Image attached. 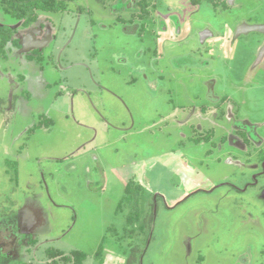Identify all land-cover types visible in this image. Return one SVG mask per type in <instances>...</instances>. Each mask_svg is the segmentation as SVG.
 <instances>
[{
  "label": "rangeland",
  "instance_id": "obj_1",
  "mask_svg": "<svg viewBox=\"0 0 264 264\" xmlns=\"http://www.w3.org/2000/svg\"><path fill=\"white\" fill-rule=\"evenodd\" d=\"M79 2L68 7L76 12ZM47 15L57 21L56 15ZM76 15L62 17V31L48 46V58L13 53H7L8 60L0 57V212L14 218L15 204L35 196L49 221L39 230V239H52L37 246L28 260L12 264H47V247L66 254L81 250L86 253L83 264H111L116 253L127 255L131 258L127 264H133L134 242L143 249L149 234L141 264H237L235 257L243 251L258 256L255 246L264 240V210L257 196L227 193V187L220 186L213 195H194L171 209L162 204L163 193L169 206L170 197L197 182L242 185L233 161L224 160V155L218 163L207 160L205 150L213 144L209 147L198 134L191 139L187 125L177 121L183 115L173 112L183 101L191 105L192 95L208 79L193 84L184 83L180 71L172 76L176 61L171 56L180 54L190 61L198 47L197 54L207 58L198 38L192 37L195 31L177 36L169 30L173 38L186 41L161 39L157 46L149 38L133 37L123 54L118 27L92 30L84 16ZM0 23L15 29L18 22L0 10ZM152 63L161 67V73L149 68ZM143 74L153 86L149 93ZM106 87L120 94L116 97L130 119L118 125L108 120L119 104ZM201 92L204 96V89ZM255 96L258 104L263 103V86L246 90L243 111ZM103 119L111 125L107 131ZM131 179L143 187L141 217L151 212L150 200L156 209L150 232L145 226L146 234L137 239L124 235L125 212H117ZM231 251L233 255L228 254Z\"/></svg>",
  "mask_w": 264,
  "mask_h": 264
},
{
  "label": "flooded vegetation",
  "instance_id": "obj_2",
  "mask_svg": "<svg viewBox=\"0 0 264 264\" xmlns=\"http://www.w3.org/2000/svg\"><path fill=\"white\" fill-rule=\"evenodd\" d=\"M73 1L65 0L67 7L62 12L39 11L37 18L27 25H24L22 20H17L15 29L8 24L0 23L1 27L7 25L11 33L10 42L5 48L6 57L2 58L8 60L7 53L9 55L13 53L16 57L25 54L27 58L37 60L51 56L48 46L52 42L56 43L62 31L64 15L84 16L86 25L90 29H101V32L113 31L118 27L122 34L118 39L121 44L120 53L123 54L129 51L133 37L143 41L149 38L157 46L161 39L172 40L174 43L186 41L177 36L189 35L194 30L195 34L192 37L198 38L207 58L197 54L198 47L192 50L193 59L190 61L180 54L171 56V61H176L172 76L176 73L179 76L178 71H180L186 77L183 82L193 84L196 83L194 81L203 80L208 76L206 81H202L201 89H204L205 95L202 96L199 89L192 95L191 105L183 101L178 103L179 106H175L173 112L183 115L177 121L182 126L187 125L191 139L198 134L209 144V147L213 144L207 151L205 150V157H209L207 160L218 163L224 155V160L233 161V166H237L240 170L239 180L242 185L223 181L214 183L210 180L204 181L207 184L197 182L198 185L171 206H178L194 195H198V198L213 195L218 187L226 186L227 193L245 192L253 197L257 196L264 210V101L258 104L260 102L258 98L252 97L253 102L249 103L247 112L246 109L243 111V106L247 102L243 97L246 90L264 87L260 83L264 82V0H79L76 12L68 7ZM47 14L56 15L57 21ZM103 20H107L108 23ZM37 30L40 34L36 33ZM169 30L175 31L176 39L171 33L167 34ZM28 32L32 33L35 40H39L42 36L46 38L48 34L47 46L19 53L20 37ZM13 39H17L18 46L12 47ZM218 51L223 53H217ZM239 52L240 58L236 59ZM141 53L142 51L138 55ZM224 53L227 55V61L225 55L222 56ZM222 59L224 61H221ZM168 61L170 62L169 58ZM149 68L152 70L159 68L158 73L162 71L155 63ZM118 74L122 76L123 72ZM142 76L147 83L145 92L149 93L153 86L148 84L147 74ZM154 78L156 84V77ZM107 89L113 91L114 94L105 92L109 93L120 107V109L116 107L112 112V119L118 121L113 125L122 123L124 118L130 119L116 97L120 94L112 90L113 88ZM175 90L181 92V89L175 88ZM184 100L187 101V97ZM112 106L115 107L114 103ZM133 122H135L134 117ZM205 122L209 123L208 127ZM123 127L128 129L126 126ZM179 133L184 135L181 131ZM215 136L218 137V141L214 143ZM171 206L167 208L171 209ZM155 211L153 203L154 217ZM246 214L248 217L253 216L249 211ZM240 217L244 219V215ZM261 218H264V215H261ZM255 248L258 256L252 258L243 251L237 254L239 258L235 257V260H238L237 264H264V240H261ZM189 251L191 252L190 246L187 248V254H190ZM232 253L231 251L228 254Z\"/></svg>",
  "mask_w": 264,
  "mask_h": 264
},
{
  "label": "trees",
  "instance_id": "obj_3",
  "mask_svg": "<svg viewBox=\"0 0 264 264\" xmlns=\"http://www.w3.org/2000/svg\"><path fill=\"white\" fill-rule=\"evenodd\" d=\"M66 7L67 3L65 0H0V10L4 14L14 18L15 21L22 20L24 25L35 20L39 15V11L62 12ZM10 37V28L7 25L0 26V57H6L5 48L10 42ZM11 44H13L12 47L18 46L17 39H13ZM143 193L142 185L131 179L127 181L122 200L117 206V212H125L123 233L129 236V238L133 235V238L137 239L142 233L146 234L144 231L145 226L148 234L155 218L153 214V200L149 202L151 212L141 217L139 203L142 201ZM6 215H8V213L0 212V218ZM149 237L150 234L145 238V242L143 241L144 247ZM32 242L34 243V241ZM134 243L137 248L134 246L136 251L133 252V264H141L140 257L143 256L142 252L144 247L143 249H139L140 245L137 241ZM45 254L48 259L47 264H83L86 259V253L77 249H73L68 254H65L64 251L60 249L47 247L45 249ZM95 257L97 259L100 258V248L96 251ZM128 261H131L130 257L127 258V262Z\"/></svg>",
  "mask_w": 264,
  "mask_h": 264
},
{
  "label": "crops",
  "instance_id": "obj_4",
  "mask_svg": "<svg viewBox=\"0 0 264 264\" xmlns=\"http://www.w3.org/2000/svg\"><path fill=\"white\" fill-rule=\"evenodd\" d=\"M108 115H110L108 120L111 123H118V121H114V119H112V112L108 113ZM102 124L104 127V131H107V128L111 126L106 121ZM86 141H83L82 143H88V141ZM192 188L194 187H188L187 185H185V189L182 192H178L180 193L178 196H172L169 198V206ZM33 195L36 194L34 193ZM34 197H24V200H22L20 204L19 202L15 204V209L13 211L14 218H12V215L11 217L4 216L0 218V264H12V262L17 263V261L20 260L25 261L26 258L28 260L30 253L34 252V249L37 246L45 242L52 241V239L42 237L43 233H41L40 235L43 240L42 238L39 239V230L43 226H45V224H49V221L44 212L43 204L41 202H38V200ZM161 199L162 204L167 207V195L165 193H163ZM62 205L63 203H59L57 206ZM32 241H34V243ZM112 257L113 260H109V263L111 264H126L127 262V255L125 257V255H121V253H116L115 255H112ZM6 258H9V260ZM45 261H48V259L46 258Z\"/></svg>",
  "mask_w": 264,
  "mask_h": 264
},
{
  "label": "water",
  "instance_id": "obj_5",
  "mask_svg": "<svg viewBox=\"0 0 264 264\" xmlns=\"http://www.w3.org/2000/svg\"><path fill=\"white\" fill-rule=\"evenodd\" d=\"M37 34H40L39 31H36ZM47 37H40L39 40H35L32 37V33L28 32L24 36L20 37L19 43L20 48L18 49L19 53L28 52L29 50L33 48H43L46 47L48 44V34Z\"/></svg>",
  "mask_w": 264,
  "mask_h": 264
}]
</instances>
